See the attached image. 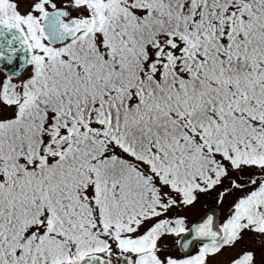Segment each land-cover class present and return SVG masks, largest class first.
<instances>
[{
    "label": "snow or ice",
    "instance_id": "1",
    "mask_svg": "<svg viewBox=\"0 0 264 264\" xmlns=\"http://www.w3.org/2000/svg\"><path fill=\"white\" fill-rule=\"evenodd\" d=\"M0 264H264V0H0Z\"/></svg>",
    "mask_w": 264,
    "mask_h": 264
}]
</instances>
